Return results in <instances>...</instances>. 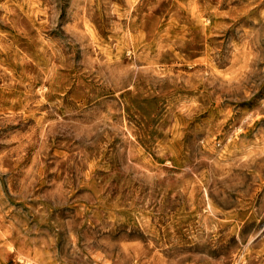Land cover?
I'll use <instances>...</instances> for the list:
<instances>
[{"label":"rangeland","instance_id":"rangeland-1","mask_svg":"<svg viewBox=\"0 0 264 264\" xmlns=\"http://www.w3.org/2000/svg\"><path fill=\"white\" fill-rule=\"evenodd\" d=\"M237 263H264V0H0V264Z\"/></svg>","mask_w":264,"mask_h":264},{"label":"bare ground","instance_id":"bare-ground-1","mask_svg":"<svg viewBox=\"0 0 264 264\" xmlns=\"http://www.w3.org/2000/svg\"><path fill=\"white\" fill-rule=\"evenodd\" d=\"M206 203V202H205ZM255 226V225H254ZM259 226V225H258ZM263 229V228H262ZM252 240V239H251ZM241 242V241H240ZM248 242V241H247ZM247 244V243H246ZM245 247V246H244ZM248 255V254H247ZM245 256V255H244ZM27 261V260H26ZM238 264V263H237ZM264 264V263H263Z\"/></svg>","mask_w":264,"mask_h":264}]
</instances>
